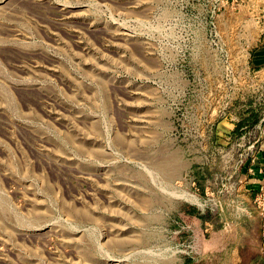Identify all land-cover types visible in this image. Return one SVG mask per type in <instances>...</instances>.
Returning <instances> with one entry per match:
<instances>
[{"label":"rangeland","instance_id":"374dc122","mask_svg":"<svg viewBox=\"0 0 264 264\" xmlns=\"http://www.w3.org/2000/svg\"><path fill=\"white\" fill-rule=\"evenodd\" d=\"M262 33L264 0H0V264H181Z\"/></svg>","mask_w":264,"mask_h":264},{"label":"built area","instance_id":"2783aa9c","mask_svg":"<svg viewBox=\"0 0 264 264\" xmlns=\"http://www.w3.org/2000/svg\"><path fill=\"white\" fill-rule=\"evenodd\" d=\"M253 72V79L264 85V76ZM263 92L256 100H245L233 115L224 114L221 121L230 126L228 149H221L220 160L230 163L217 177L207 180L203 189L192 182L191 195L198 216L205 217L202 233L211 237L217 233L222 240L230 241L235 250L241 249L242 238L250 243L258 241V252L264 254V170L258 166V153L264 138ZM226 147V146H224ZM256 186L257 188H254ZM253 192V196L250 194ZM189 227H179V231ZM194 238L188 250L180 251L185 257L196 258Z\"/></svg>","mask_w":264,"mask_h":264},{"label":"crops","instance_id":"0c3cea01","mask_svg":"<svg viewBox=\"0 0 264 264\" xmlns=\"http://www.w3.org/2000/svg\"><path fill=\"white\" fill-rule=\"evenodd\" d=\"M255 50L252 52L250 50L249 60H247V68L251 71L260 70L264 68V33L260 34L258 42L254 45ZM230 131V126L224 121L217 123L215 127V143L218 140L229 141L228 133ZM225 146V144H224ZM258 166L264 170V141L261 144V150L258 153ZM254 188H257L254 186ZM253 196V192L250 194V197ZM205 219H198L197 223L193 226L196 234L191 235L190 237L194 238V247H197V244L202 246L204 243L203 250L197 247L198 256L193 258L191 264H264V254L258 252V241L253 240L248 243V240L242 238L240 243L243 244L241 249L235 250L233 245L230 244L228 240H222L218 238V235H212L211 237H205L198 233V229L202 231V223ZM185 257V256H184ZM184 264V258L183 262Z\"/></svg>","mask_w":264,"mask_h":264},{"label":"trees","instance_id":"16d2710c","mask_svg":"<svg viewBox=\"0 0 264 264\" xmlns=\"http://www.w3.org/2000/svg\"><path fill=\"white\" fill-rule=\"evenodd\" d=\"M207 177L206 170L200 169V168H194L193 171V179L198 185L200 189H203L204 187V181ZM180 220L186 224H189V226H194L198 219L205 217L198 216V213L194 207L189 206H183L180 209ZM191 261H193V258L191 257H184V264H191Z\"/></svg>","mask_w":264,"mask_h":264}]
</instances>
